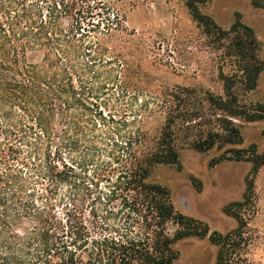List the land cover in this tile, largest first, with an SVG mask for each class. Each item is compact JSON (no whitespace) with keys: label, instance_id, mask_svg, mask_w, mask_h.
Listing matches in <instances>:
<instances>
[{"label":"trees","instance_id":"trees-1","mask_svg":"<svg viewBox=\"0 0 264 264\" xmlns=\"http://www.w3.org/2000/svg\"><path fill=\"white\" fill-rule=\"evenodd\" d=\"M78 1L89 2L70 1L66 8L75 12L65 29L63 0H0V264H174L177 243L206 236L219 248L215 264H232L250 240L244 216L254 208V179L264 167L255 144L238 148L241 124L264 120V105L246 99L264 72L254 31L238 14L223 29L199 11L206 0L185 1L215 57L222 93L173 91L152 136L136 118L90 107L94 91L108 85L127 93L117 70L93 83L94 68L111 64L104 38L122 31L123 19L116 2L108 3L105 23L89 28L92 8L76 10ZM249 1L264 9V0ZM185 149L221 151L209 167L251 164L242 199L222 209L236 229L210 233L150 181L156 167L180 170Z\"/></svg>","mask_w":264,"mask_h":264},{"label":"rangeland","instance_id":"rangeland-1","mask_svg":"<svg viewBox=\"0 0 264 264\" xmlns=\"http://www.w3.org/2000/svg\"><path fill=\"white\" fill-rule=\"evenodd\" d=\"M63 1L65 9L58 7V11L60 22L68 29L72 24L69 16L75 11L66 7L74 0ZM185 1L89 0L86 4L78 1L79 6L76 4L74 9L92 8L89 28L98 21L105 23L101 21L102 9L108 3L116 2L123 19L120 21L122 31H113L104 38V46L109 52L106 58L111 60V64L106 68L98 65L94 68L93 83L94 87L101 85L107 75L113 76L111 69L117 70L121 72L120 80L124 82L122 86L127 93L121 94L111 85L107 86L111 90L94 91L93 106H90L93 110L105 115L116 114L114 111L123 112L129 121L134 118L142 121L143 129L154 136L164 122L162 107H168L164 101L169 100L173 91L189 88L214 95L222 93L215 57L205 46V39L192 21ZM199 11L223 29H228L238 14L241 22L254 31L261 44L260 58L264 60V9L252 7L249 0H206L199 5ZM113 14L109 13L111 21ZM38 61L39 58L34 57V62ZM246 99L264 105V72L258 77L256 89ZM241 125L243 143L238 148L246 149L255 144L257 152L263 154L264 120ZM220 153L215 149L204 154L191 149L182 150L180 170L172 166L156 167L150 181L170 191L176 211L207 224L210 233L216 231L224 235L236 229L237 223L222 209L228 203L242 199L245 177L251 164L224 161L209 167V162ZM78 201L82 203L80 197ZM253 207L244 216L245 232L250 238L248 246L232 264H264V167L259 169L254 179ZM175 249L179 256L174 264H215L219 248L211 244L206 236L180 241Z\"/></svg>","mask_w":264,"mask_h":264}]
</instances>
